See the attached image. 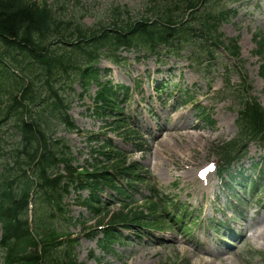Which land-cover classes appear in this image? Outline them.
<instances>
[{
	"label": "rangeland",
	"instance_id": "1",
	"mask_svg": "<svg viewBox=\"0 0 264 264\" xmlns=\"http://www.w3.org/2000/svg\"><path fill=\"white\" fill-rule=\"evenodd\" d=\"M151 1L72 0L66 15L68 19L80 20L85 27L96 29L110 25L115 7H121L126 13L128 11L133 18H150L152 11L148 8L155 5ZM208 2L210 9L226 12L219 31L226 39H237L241 50L239 61L229 57L225 49L216 51L211 62L203 61L198 65H191L185 52L178 57L166 52L160 57L136 49L122 51L121 60L117 63L107 57L101 58L99 67L103 81L110 79L115 85L131 87V99L124 104V111L125 116L135 118L137 122L132 127L139 136H143L136 142L122 140L107 127V120L94 115L96 85L85 91L79 83L69 81L72 90L62 81L56 84L62 93L64 89L70 92L67 96L72 103L69 113L79 131L56 124L54 133L55 137L63 138L71 147L76 158L75 165L86 167L92 163V157H96L95 150L102 141L113 138L129 158L140 161L148 170L146 180L150 184L141 183L134 198L144 204V199L154 194L160 200L159 218L164 222L160 231L139 229L123 232L110 254H103L97 238L86 235L94 232L93 221L88 222L92 215L76 204L77 195L73 192L67 199L72 214L83 224L88 222L70 228L81 237L77 251L83 264H264V239L254 237L255 232L259 234L264 230V219L260 224H255L252 219L259 213L264 214L263 150L251 144L246 157L236 163L238 170L239 166L249 168L252 162L260 163L257 170H244L248 177L258 179L257 191L253 194L247 192L246 187L238 186L240 194L236 193L232 199V191L223 186L218 178L220 156L216 148L238 134L239 101L236 94L225 89L228 81L234 86L240 83L241 73L236 65L242 66L248 74L253 84V95L264 105V80L259 75L261 60L255 54L254 41L256 33H264V0ZM162 4L163 1L156 3L157 6ZM163 80L166 81V90L158 95L155 88ZM40 85L45 90L43 80ZM205 112L210 114L213 124L209 123ZM131 122H134L133 118ZM185 123H190L191 127ZM4 131L10 136L13 129L5 127ZM90 135H100L99 143L89 141ZM137 144L142 145L143 152L137 151ZM211 163L215 168L210 169L209 177L200 179L199 170ZM184 175H191L192 180L185 181ZM81 195L86 196L87 193L82 192ZM113 200L117 201L116 198ZM164 201L170 205L167 213L162 211L161 203ZM240 201L243 206H240ZM115 205H112V211L117 210ZM180 206H186L184 226L170 217L181 213ZM218 222L222 230L217 226ZM247 224L253 227L249 228ZM225 227L232 231L226 234ZM245 234L247 237L244 239ZM206 249L217 255H205L204 259H200L196 252ZM92 253L96 257H91ZM2 257L0 253V264H4Z\"/></svg>",
	"mask_w": 264,
	"mask_h": 264
},
{
	"label": "trees",
	"instance_id": "2",
	"mask_svg": "<svg viewBox=\"0 0 264 264\" xmlns=\"http://www.w3.org/2000/svg\"><path fill=\"white\" fill-rule=\"evenodd\" d=\"M70 1L46 4L0 0V246L4 264H81L77 253L79 238L69 231V226L78 221L70 216L65 202L71 190H87L88 195H79L77 202L100 223L108 218V228L99 239L104 252L111 251L116 238L113 225L109 224L133 225L139 219L135 212L130 216L132 211L126 210L127 204L110 215L103 195L128 202L135 186L145 180L144 168L137 161H129L112 140H105L97 151L102 159L95 157L94 163L82 170L74 165L69 146L54 133L56 124L70 130L76 128L67 114V90L62 93L57 83L62 81L71 90L69 81H80L83 87L94 82L98 85L95 113L100 117L123 115L119 91L127 92L128 88L101 81L97 62L104 50L111 52L112 57L123 46H149L154 51L159 46L157 41H168V34L179 44L199 50L206 43L224 44L218 30L224 14L205 9L207 0H152L155 5L150 10L155 18L136 21L116 7L110 20L112 31L103 26L88 28L80 20L68 19ZM157 1L163 4L157 6ZM195 39L201 47L193 44ZM255 39L264 78V34H256ZM228 48L239 56L237 42H230ZM42 80L45 90L40 85ZM243 90L247 95L239 96L242 104L237 120L238 139L243 142L241 145L251 141L264 143V107L251 96L248 82ZM10 124L15 131L7 136L4 127ZM111 125H115L119 136L131 138L125 131L123 117H115ZM235 143H227L225 155L231 153ZM226 163L224 174L229 175L232 162ZM32 193L34 230L29 222Z\"/></svg>",
	"mask_w": 264,
	"mask_h": 264
},
{
	"label": "bare ground",
	"instance_id": "3",
	"mask_svg": "<svg viewBox=\"0 0 264 264\" xmlns=\"http://www.w3.org/2000/svg\"><path fill=\"white\" fill-rule=\"evenodd\" d=\"M185 125L187 126V127H191V124L190 123H185ZM183 179L185 180V181H189V180H192V176L191 175H184L183 176ZM254 221H255V224H260L261 223V221H262V219H264V214H261V213H259L257 216H254L253 218H252ZM247 226L250 228V227H253V226H250V224H247ZM247 237V235L245 234L244 235V239ZM254 237L256 238V239H264V230L263 231H261L259 234L257 233V232H255L254 233ZM174 242H171V244H173ZM230 252H231V250H230ZM229 252V253H230ZM214 254V255H213ZM196 255L200 258V259H204L205 257V255H211V256H215V255H217V254H215V252L214 251H212L211 249H206V250H198L197 252H196Z\"/></svg>",
	"mask_w": 264,
	"mask_h": 264
}]
</instances>
